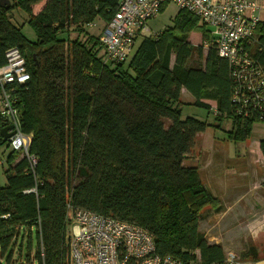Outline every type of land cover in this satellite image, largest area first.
Here are the masks:
<instances>
[{
    "label": "trees",
    "instance_id": "16d2710c",
    "mask_svg": "<svg viewBox=\"0 0 264 264\" xmlns=\"http://www.w3.org/2000/svg\"><path fill=\"white\" fill-rule=\"evenodd\" d=\"M10 2L0 1V67L9 48L26 59L30 79L13 96L37 163L14 149L0 161V256L12 264L27 238L24 261L69 264L71 213L86 209L141 226L160 254L224 264L221 244L199 229L206 208H220L219 200L199 168L184 162L209 127L223 131L229 118L226 138L239 142L260 120L255 112L237 114L228 61L213 44L205 46L211 36L200 18L180 9L172 26L143 37L132 56L117 62L100 36L119 0ZM15 11L26 17L21 24ZM96 19L104 22L98 35L90 33ZM26 24L34 40L22 32ZM192 32H202L201 44L189 42ZM259 39L263 50L253 56L264 65V33ZM183 88L191 104L212 113L211 123L183 118ZM204 100L216 102L214 112ZM3 122L0 115V130ZM259 142L264 156V138ZM246 252L254 254V247Z\"/></svg>",
    "mask_w": 264,
    "mask_h": 264
},
{
    "label": "built area",
    "instance_id": "2783aa9c",
    "mask_svg": "<svg viewBox=\"0 0 264 264\" xmlns=\"http://www.w3.org/2000/svg\"><path fill=\"white\" fill-rule=\"evenodd\" d=\"M185 9L210 27V42L217 54L228 61L235 82L233 101L237 114L264 122V65L253 56L263 50L264 4L258 0H119L118 8L101 32L100 41L114 61H124L137 37L151 33L149 21L159 15L164 3ZM93 23H90V26ZM7 62L0 67V115L11 125L9 145L25 155L30 165L37 157L28 150L32 136L21 130L20 110L15 105V86L30 79L27 62L16 47L7 49ZM1 163V162H0ZM68 228L69 264H199L157 252L152 235L139 225L76 209ZM229 253L224 264H239Z\"/></svg>",
    "mask_w": 264,
    "mask_h": 264
},
{
    "label": "rangeland",
    "instance_id": "374dc122",
    "mask_svg": "<svg viewBox=\"0 0 264 264\" xmlns=\"http://www.w3.org/2000/svg\"><path fill=\"white\" fill-rule=\"evenodd\" d=\"M44 4L38 3V5L34 6V12L37 11V9L41 8ZM178 8L173 3H168L167 7L163 12H161L159 15L154 17V19L150 20V27H152L155 31H161L168 26L173 25V18L174 15L177 14ZM15 20H18L19 24H21V20H25L26 17H24L23 14L20 13V11H15ZM97 21L95 24H93L90 27V33H93L94 35H98L104 26V22L100 19H96ZM15 21V24L18 23ZM205 30L210 31L209 26L203 27ZM152 31V30H151ZM22 32L27 36L29 39L34 40L36 36H34L33 29L28 25H24ZM202 32H192L189 37V42H192L195 45L201 44L202 40ZM76 34H72V37H75ZM141 39H138L136 43L134 44V51H136L138 47V43H140ZM131 55H128L126 58H129ZM182 116L183 118L187 116L194 117L195 119L199 120H208L210 123L212 122L213 115L212 113L209 114L207 109L203 108V106H196L195 104H191L192 97L190 94H188L187 91L184 90L182 93ZM0 108H1V102H0ZM211 112H214L213 110ZM21 113V112H20ZM19 113V114H20ZM21 115V114H20ZM224 130L230 128V119L226 118L223 127ZM220 129H216L215 127H209L207 130H205L203 133L198 134L196 143L194 144V147L192 148V151L189 152V156L185 159L186 165H196L199 168V171L201 172V177L203 180V183L205 184L206 188L215 195L217 193L215 192V187L213 183V179L215 176L220 174V177L223 176L221 174H226L228 172L227 177V197L229 199H220L217 203L220 208H215L208 206L206 209H209L211 213H213V218L210 219L208 217L204 216L203 220L201 221V228L208 230L207 231V239L209 242L217 239V236L221 237L224 241H230L231 239L227 238L229 235H235L234 232L241 229L242 226H237V224L246 223L248 221H256L252 220L253 218L258 217V212L262 209H254L252 208L253 205L256 206L257 203L260 204V206L263 204L262 196H261V186L260 182L258 181L261 177L264 176V156L262 155V152L260 150L259 142L256 143L254 141L260 140L264 137V122H256L254 125V128L252 129V135L246 139L245 141H229L228 138H226L225 132ZM225 135V136H224ZM225 138V139H224ZM254 143V144H253ZM13 150V148L7 143H3L0 145V161L1 159L4 160V156L8 154ZM4 154V155H3ZM19 155H21L19 153ZM1 164V163H0ZM246 174L250 177V180H248V183H241L240 185L233 184V180H235V177L242 174ZM230 174V175H229ZM3 176V167L0 165V179L2 181ZM241 179V178H239ZM237 194V199H233L231 195ZM244 196L243 201L244 205L247 207V210H241L240 214L239 211L234 210V206H239L238 201L240 196ZM234 200V201H233ZM231 203L230 209L225 213L224 207ZM236 206V207H237ZM243 206V205H242ZM220 209V210H218ZM206 211V210H205ZM237 213L236 215L234 214ZM206 213V212H205ZM220 213V214H218ZM218 214V215H217ZM216 217V218H215ZM226 218L230 219L232 223L228 227V223L225 221ZM228 219V220H229ZM235 220V221H233ZM209 221V222H208ZM227 227H225V226ZM210 229V230H209ZM237 229V230H235ZM252 229V228H251ZM206 233V232H205ZM250 234V232H248ZM215 234V235H213ZM215 236L216 238L209 239L210 236ZM211 240V241H210ZM36 234L33 233V249L31 251L34 253L35 247H36ZM24 242V249L22 252V257H18L15 255L14 259L12 261V264H39L37 260L31 259V261H24L22 258L25 257L26 254V247H27V238L23 241ZM240 245V244H239ZM233 248V247H232ZM240 249V248H239ZM230 250L233 251V249L230 248ZM16 252H18L16 250ZM17 254V253H16ZM236 254V252H235ZM228 255V254H227ZM32 257V256H31ZM31 262V263H30ZM0 264H7L6 258H2L0 256Z\"/></svg>",
    "mask_w": 264,
    "mask_h": 264
},
{
    "label": "crops",
    "instance_id": "0c3cea01",
    "mask_svg": "<svg viewBox=\"0 0 264 264\" xmlns=\"http://www.w3.org/2000/svg\"><path fill=\"white\" fill-rule=\"evenodd\" d=\"M258 1L261 4L262 3L264 4V0H258ZM41 3H43V2H41ZM36 5H38V4H36ZM36 5H34V6H36ZM39 9H41V8H39ZM39 9H37V11H35L34 13H38ZM149 23H150V21H149ZM150 31H151V33H142V34H140L137 37L136 41L138 39H142L145 36L152 35V34H154L156 32H159V31L153 30L152 27H150ZM136 41H135V43H136ZM134 47H135V45H134ZM134 47L131 50V52L129 53V55H131V56L134 54V52H133L134 51ZM184 90L186 91V89L183 88L182 89V93L184 92ZM182 96H183V94H182ZM192 100H193V97H192ZM204 101L207 102V103H209V104H211L210 105V106H212L211 111L212 110L215 111V108H216L215 104H216V102L214 100H204ZM260 140H257V141H254V142L258 143ZM259 145H260V142H259ZM227 174H228V172H226V174L225 173L224 174H221L223 176L222 178L220 177V174H218L213 179V183H214V187H215L214 190L217 193V195H215V197H217L218 200H220V199H222V200L229 199L227 197V195H226L227 194V184H228L227 183V177H228ZM239 178H241V179H239ZM263 178H264V176L261 177L258 180L260 182V186H261L260 187L261 188V193L260 194L262 196V201L261 202H263V204L260 206V204L257 203L256 206L255 205L252 206V208H254L256 210L262 209V210H260L258 212V217L252 219V220H256V221H253V222L248 221L246 223L237 224V226H242V227H241L240 230L234 232L235 235H229V236H227V238L231 239L230 241H228V239H227V241H224L219 236H217V239H215L213 241L210 240L211 241L210 243H214V244L215 243H218V244H221V247H223V250L225 252V257H228L229 253L235 254V252H236V254H235L236 255V258L235 259H237V261H238L239 264H264V187L262 186V180H263ZM248 180H250V177L247 176L246 174H242V176L238 175V176L235 177V180H233V184L240 185L241 186V183H248L249 182ZM231 197H233V199L235 200V199H237L238 195L235 193L234 195H231ZM243 198H244V196L242 195V196H240L239 200L236 201L239 204L241 203V205H239V206L236 205L237 207L234 206V208H235L234 210L239 211L238 214H240V211L241 210H247V207L244 205ZM230 207H231V203L229 202V204H227L224 207V212H222L221 214H225L230 209ZM218 210H220V209H218ZM205 212L206 213L203 214V217L204 216L207 217V214H208L209 215L208 217L212 216V217H210V219L213 218V215L214 214L211 213V211H209V209H207ZM218 214H220V213H218ZM234 214L236 215L237 213H235V211H234ZM228 219L226 218L225 221L228 223L227 226L229 227L230 224H232V223H229V222H231V220L230 219L228 220ZM202 220H203V218L199 221L200 222L199 223V229L204 233V235L208 236L207 235L208 234L207 233L208 230H205V229L201 228V221ZM233 221H235V220H233ZM235 230H237V229H235ZM248 232H250V234ZM213 235H215V234H213ZM211 238H216V237L215 236H213V237L210 236L209 239H211ZM250 247H254V254L253 253L252 254H250V253L247 254L246 251ZM230 248L233 249V251L230 250ZM244 256H246V257H244Z\"/></svg>",
    "mask_w": 264,
    "mask_h": 264
},
{
    "label": "water",
    "instance_id": "95a60500",
    "mask_svg": "<svg viewBox=\"0 0 264 264\" xmlns=\"http://www.w3.org/2000/svg\"><path fill=\"white\" fill-rule=\"evenodd\" d=\"M0 1L2 2V4L11 3L10 0H0ZM11 128H12L11 125H8L7 120H5L3 122L2 129L0 130V136L3 138V140H5L8 137H11L12 133L8 131Z\"/></svg>",
    "mask_w": 264,
    "mask_h": 264
},
{
    "label": "flooded vegetation",
    "instance_id": "af4514ba",
    "mask_svg": "<svg viewBox=\"0 0 264 264\" xmlns=\"http://www.w3.org/2000/svg\"><path fill=\"white\" fill-rule=\"evenodd\" d=\"M9 131V130H8Z\"/></svg>",
    "mask_w": 264,
    "mask_h": 264
}]
</instances>
